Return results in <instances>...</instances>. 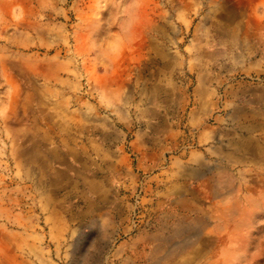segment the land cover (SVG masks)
Wrapping results in <instances>:
<instances>
[{
  "label": "rangeland",
  "instance_id": "obj_1",
  "mask_svg": "<svg viewBox=\"0 0 264 264\" xmlns=\"http://www.w3.org/2000/svg\"><path fill=\"white\" fill-rule=\"evenodd\" d=\"M205 99L226 152L235 112L258 127L236 129L225 193L190 214L202 242L157 264H264V0H0V264H153L135 236L156 227V185L141 170L120 204V153L132 171V142L165 115L195 149ZM104 178L122 220L107 252L88 235Z\"/></svg>",
  "mask_w": 264,
  "mask_h": 264
},
{
  "label": "crops",
  "instance_id": "obj_2",
  "mask_svg": "<svg viewBox=\"0 0 264 264\" xmlns=\"http://www.w3.org/2000/svg\"><path fill=\"white\" fill-rule=\"evenodd\" d=\"M204 95L210 96L211 92L208 91ZM213 109L214 104L205 99L199 108L189 112L185 127L197 131V147L191 151L184 149L183 142L187 137L180 129V121L178 122V119L174 121L165 115L149 116L151 121L146 125V129L140 130L132 142L133 152L137 158L132 171L130 168L125 169L130 162L127 156L120 153V204L123 203L121 195L125 190L131 195L134 193L141 170L151 173L150 182L156 185L155 188L150 186L147 190L156 198L152 202L153 208L158 211L156 227L150 232L140 231L135 236V239L141 242L142 249L148 252L146 260L153 264L159 263L158 253L167 247L165 258L172 257L174 260L190 247L202 242L206 224L191 218L190 214L204 210L208 200L214 201L225 193V191L222 193L220 183L223 177L221 170L233 167L231 163L234 161L238 142L236 129L239 128L238 130L243 133L258 127L255 119H242L243 117L235 112L233 122L237 120L245 122H239L238 126L234 125L232 130L236 138L232 140V147L229 146L233 151L226 152L221 146L220 127L207 124ZM222 164L226 166L222 167ZM107 180L104 178L90 182L96 187L100 203H96L94 217L98 230L90 228L88 235H97L94 244L103 242L104 252L108 251L109 242L120 232L122 224V220L119 223L109 220L107 210L102 207V203L108 200ZM170 244L175 245L169 247ZM103 257V254L96 256L100 261Z\"/></svg>",
  "mask_w": 264,
  "mask_h": 264
}]
</instances>
